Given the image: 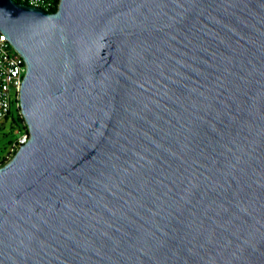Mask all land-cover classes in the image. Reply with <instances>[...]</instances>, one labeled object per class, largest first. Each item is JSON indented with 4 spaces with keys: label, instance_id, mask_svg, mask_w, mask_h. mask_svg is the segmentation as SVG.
<instances>
[{
    "label": "water",
    "instance_id": "obj_1",
    "mask_svg": "<svg viewBox=\"0 0 264 264\" xmlns=\"http://www.w3.org/2000/svg\"><path fill=\"white\" fill-rule=\"evenodd\" d=\"M0 32V264H264V0H0Z\"/></svg>",
    "mask_w": 264,
    "mask_h": 264
},
{
    "label": "built area",
    "instance_id": "obj_2",
    "mask_svg": "<svg viewBox=\"0 0 264 264\" xmlns=\"http://www.w3.org/2000/svg\"><path fill=\"white\" fill-rule=\"evenodd\" d=\"M18 3L31 7L41 8L51 12L60 6L61 0H15ZM28 70L23 56L14 48L8 37L0 32V124L7 120L13 104L17 105L21 118L25 120L22 110L21 89L24 77ZM28 127V126H27ZM31 138L29 129L14 145L19 150Z\"/></svg>",
    "mask_w": 264,
    "mask_h": 264
},
{
    "label": "rangeland",
    "instance_id": "obj_3",
    "mask_svg": "<svg viewBox=\"0 0 264 264\" xmlns=\"http://www.w3.org/2000/svg\"><path fill=\"white\" fill-rule=\"evenodd\" d=\"M27 131L26 121L21 119L17 105L13 104L9 119L0 124V158L6 157V164L16 156L18 151L14 149V145Z\"/></svg>",
    "mask_w": 264,
    "mask_h": 264
},
{
    "label": "trees",
    "instance_id": "obj_4",
    "mask_svg": "<svg viewBox=\"0 0 264 264\" xmlns=\"http://www.w3.org/2000/svg\"><path fill=\"white\" fill-rule=\"evenodd\" d=\"M58 10V7L54 8L53 10H51V13H55ZM9 119V118H8ZM22 119V118H21ZM23 120V119H22ZM18 142V141H17ZM6 157L5 158H0V167L5 166L6 165Z\"/></svg>",
    "mask_w": 264,
    "mask_h": 264
}]
</instances>
